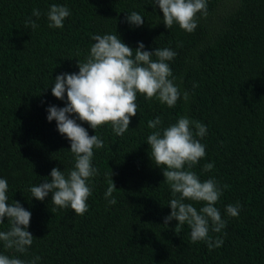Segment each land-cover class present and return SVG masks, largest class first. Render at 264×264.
I'll list each match as a JSON object with an SVG mask.
<instances>
[{
	"label": "trees",
	"instance_id": "16d2710c",
	"mask_svg": "<svg viewBox=\"0 0 264 264\" xmlns=\"http://www.w3.org/2000/svg\"><path fill=\"white\" fill-rule=\"evenodd\" d=\"M53 4L70 10L62 28L49 27ZM207 9L188 33L177 23L165 26L156 0H0V178L8 181V203L19 201L31 212L34 237L26 253L0 241V254L26 262L39 256L37 264H264V0H207ZM133 11L142 26L127 22ZM105 34L132 49L142 42L146 51L176 52L169 79L181 97L169 108L137 93V115L120 136L111 124L95 130L71 115L104 142L93 149L98 173L88 181V209L78 215L55 206L51 193L40 201L29 189L50 180L53 168L66 175L74 169L70 140L47 119L49 106H66L67 94L60 100L51 88L57 75L78 73L92 37ZM182 116L207 127L203 139L196 137L206 155L191 170L201 181L214 178L222 191L215 206L226 226L216 233L210 222L209 236L223 244L212 250L207 241L192 242L186 223L178 233L177 220L164 223L174 197L150 157L148 121L159 117L163 129ZM209 163L214 167L206 172ZM111 179L114 205L113 197L105 199ZM184 202L198 211L204 206ZM229 204L240 205L238 216L227 213ZM10 227L5 217L0 231Z\"/></svg>",
	"mask_w": 264,
	"mask_h": 264
},
{
	"label": "clouds",
	"instance_id": "9594fccd",
	"mask_svg": "<svg viewBox=\"0 0 264 264\" xmlns=\"http://www.w3.org/2000/svg\"><path fill=\"white\" fill-rule=\"evenodd\" d=\"M163 12V22L168 29L177 23L181 29L192 33L197 28V14L207 15V0H156ZM70 10L62 5L53 4L47 13L49 27L62 28L64 20L70 16ZM33 16L41 15L34 9ZM127 22L139 27L144 24L141 14L133 11L127 16ZM27 23L35 29L38 25L29 18ZM90 53L85 61H78V73H63L55 77L52 94L67 102L65 107L49 106L47 119L57 122V130L71 142L70 151L75 156L74 169L67 172L58 167L53 168L50 180H44L29 190L32 197L40 201L52 194L51 202L60 208L71 207L78 215H83L88 205L86 201L91 195L88 181L98 173L93 167V149L103 148L104 142L98 135L90 136L87 129L70 118L76 114L80 121L87 122L92 129L111 124L117 136L123 135L128 129L131 117L137 115V93L146 98H157L169 108L174 107L181 97L180 89L174 84L172 70L168 61L177 55L171 48H157L154 52L146 51L141 42L136 49L130 48L120 36L114 34L94 35ZM155 56L157 59L153 60ZM185 100L188 93L183 94ZM162 121L159 117L148 121V127L154 131L147 137L150 145V157L156 166L163 168L173 199L170 200L171 214L165 217V225L173 219L179 223L176 233L185 223L191 229L192 242L207 241L209 250L222 246L223 240L217 237L213 243L209 236L211 230L219 233L226 226L220 211L215 206L222 191L214 178L201 181L192 171V167L205 157V145L200 139L207 134V127L199 121L187 116L180 117L176 123L160 129ZM199 137L200 139H196ZM185 165L187 169L185 170ZM214 167L204 165V171ZM113 176V175H112ZM227 187V186H225ZM9 185L6 179L0 178V223L8 218L11 227L8 231H0V241L6 249L26 253L33 244V235L28 231L31 212L25 210L19 201L8 203L6 195ZM116 185L111 179L105 193V199L113 197ZM204 202L197 210L185 200ZM110 204H116L113 197ZM240 205L229 204L227 213L236 217ZM54 213V209L52 210ZM41 258L36 256L31 261L10 258L0 254V264H37Z\"/></svg>",
	"mask_w": 264,
	"mask_h": 264
}]
</instances>
